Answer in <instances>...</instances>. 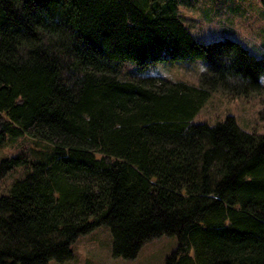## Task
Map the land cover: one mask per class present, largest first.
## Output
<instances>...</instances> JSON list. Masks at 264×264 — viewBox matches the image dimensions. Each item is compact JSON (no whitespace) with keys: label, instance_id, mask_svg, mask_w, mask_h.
Wrapping results in <instances>:
<instances>
[{"label":"trees","instance_id":"trees-1","mask_svg":"<svg viewBox=\"0 0 264 264\" xmlns=\"http://www.w3.org/2000/svg\"><path fill=\"white\" fill-rule=\"evenodd\" d=\"M264 6V0H260ZM179 0H0V147L27 135L38 157L0 158V264L72 256L109 226L113 254L134 258L162 234L165 264H264V133L232 115L191 120L213 93L262 91L264 57L196 39ZM203 60L199 84L123 79L163 61Z\"/></svg>","mask_w":264,"mask_h":264},{"label":"rangeland","instance_id":"rangeland-1","mask_svg":"<svg viewBox=\"0 0 264 264\" xmlns=\"http://www.w3.org/2000/svg\"><path fill=\"white\" fill-rule=\"evenodd\" d=\"M178 10L196 39L204 42L233 39L252 55L264 57V6L260 0H179ZM204 70L205 64L201 59L163 61L150 65L142 72L136 69L135 63L126 61L118 69V76L123 79L161 76L198 85ZM260 81L262 91L247 96L230 98L213 93L191 122L214 125L225 116L232 115L240 128L264 133V76ZM48 148V144L37 142L27 135L8 138L0 147V158L18 153L38 157ZM21 177L23 170L20 168L8 173L0 185V194ZM177 245L176 236L162 234L144 242L134 258L116 257L111 229L100 225L73 242L69 259L62 262L52 259L48 264H165Z\"/></svg>","mask_w":264,"mask_h":264}]
</instances>
